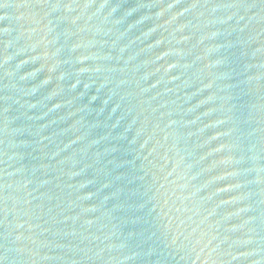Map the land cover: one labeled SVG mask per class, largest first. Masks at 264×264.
<instances>
[{
    "label": "water",
    "instance_id": "obj_1",
    "mask_svg": "<svg viewBox=\"0 0 264 264\" xmlns=\"http://www.w3.org/2000/svg\"><path fill=\"white\" fill-rule=\"evenodd\" d=\"M0 264H264V0H0Z\"/></svg>",
    "mask_w": 264,
    "mask_h": 264
}]
</instances>
